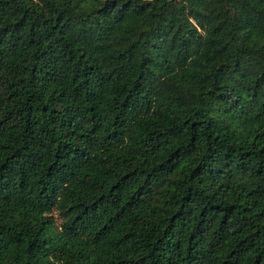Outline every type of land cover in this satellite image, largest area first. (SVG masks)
<instances>
[{
    "label": "trees",
    "instance_id": "trees-1",
    "mask_svg": "<svg viewBox=\"0 0 264 264\" xmlns=\"http://www.w3.org/2000/svg\"><path fill=\"white\" fill-rule=\"evenodd\" d=\"M0 264H264V0H0Z\"/></svg>",
    "mask_w": 264,
    "mask_h": 264
},
{
    "label": "rangeland",
    "instance_id": "rangeland-1",
    "mask_svg": "<svg viewBox=\"0 0 264 264\" xmlns=\"http://www.w3.org/2000/svg\"><path fill=\"white\" fill-rule=\"evenodd\" d=\"M137 24L144 28H166L169 29L172 26V17L167 12H160L155 17H140L137 19Z\"/></svg>",
    "mask_w": 264,
    "mask_h": 264
}]
</instances>
